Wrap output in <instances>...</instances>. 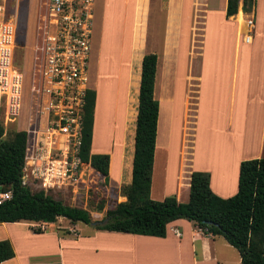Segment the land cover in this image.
<instances>
[{"label":"crops","instance_id":"obj_1","mask_svg":"<svg viewBox=\"0 0 264 264\" xmlns=\"http://www.w3.org/2000/svg\"><path fill=\"white\" fill-rule=\"evenodd\" d=\"M226 6L227 0H179L178 3L175 0H164L162 3L165 13L164 41L162 48L155 50L153 46L148 45L146 36L149 0L145 20L141 14L139 15L140 11L134 2L131 43L127 52L123 49L125 55L123 58V54L120 57L117 71L116 85L118 89L122 86L124 93L122 91L117 93L118 99L114 103L117 107L112 119L115 117V121L121 122L125 118L123 128L127 117L132 119L135 113L132 106L139 94L142 59L146 54L155 53L157 64L154 98L159 103V110L152 182L153 177L155 181L159 176L161 189L164 191L161 192L160 200L171 194H174L179 202L186 201L182 199H189L190 176L194 171L209 173L210 188L221 198H229L238 190L240 162L248 157L239 153L227 168L228 158L225 150L221 149L223 142H216L211 147L208 158L221 170L218 171L202 158L198 159L199 107L203 92L205 94L206 87L213 86L214 82H221L220 84L228 88L230 113L228 124L233 123V109L237 97L242 113L249 114V110L257 111L258 144H254L264 147V0H254L253 8L248 13L243 12V0H239L236 15L229 18L225 16ZM249 19H252L254 24L250 40L245 41L244 36L248 30L246 22ZM221 40L226 41L228 48L225 50L224 67L221 68L223 78L218 80L214 77L212 65L215 66L220 61L218 55L213 54L215 50L213 45ZM175 45L178 47L174 51ZM148 47L150 50H147ZM254 53H259L257 59ZM102 60L103 55L96 58V67L100 68ZM134 77L137 81L136 94L132 90ZM128 102L132 103V113L129 112ZM97 104L96 92L94 120ZM94 120L90 152L110 156L111 178L113 146L102 150L93 148ZM243 131L246 134L247 149L249 129L246 123L241 133ZM131 133L133 139L130 141L121 138L119 154L120 159L128 160L126 165L129 179L135 130ZM127 152L129 157L126 159ZM259 156L258 154L249 158L264 157ZM121 175L122 171L116 169L115 180L121 181ZM152 182L151 191L154 190ZM179 194L184 198L180 199ZM24 223V221L0 223V230H9L5 234H0V240L9 239L14 249V257L0 264H208L206 262L208 259L220 264L221 260L217 257L209 258L204 255L208 253L210 242L236 250L223 237L206 235L184 219L170 222L164 238L98 230L94 226L81 234L82 232L77 229L78 225H73L75 229H72L71 226L60 228L56 222L53 224L29 222L28 227ZM184 226H191L197 237L192 236L188 239L182 230ZM32 228H41L43 231L35 233ZM189 243L190 253L186 250ZM235 254L236 264H240L239 253Z\"/></svg>","mask_w":264,"mask_h":264},{"label":"rangeland","instance_id":"obj_2","mask_svg":"<svg viewBox=\"0 0 264 264\" xmlns=\"http://www.w3.org/2000/svg\"><path fill=\"white\" fill-rule=\"evenodd\" d=\"M163 1L149 0L146 36L148 45L153 46L155 50L162 48L164 41L165 13L162 8ZM134 2L140 11L139 15L141 14L145 20L148 0H94L88 86L89 89L93 88L97 92V107H99L96 110L95 118L100 113L101 120L97 126V118L94 120L93 148L102 150L108 146H113V170L107 184L104 183L103 177L94 171L88 163L77 162L73 154L72 143H66L64 133L59 130L53 131L51 128V124L47 119L46 96L33 90V88L37 89L39 86V60L37 58L39 53L36 49L41 44L42 32L45 28L46 0H5L1 2L7 20L16 27L18 44L14 52V64L23 74V85L19 115L15 120L9 121L1 104L0 123L7 134L18 130H24L28 134L23 181L33 192L43 190L46 194L62 201L65 205L89 211L92 220L91 225L81 222L71 223L64 218H59L56 222L60 228L78 225L77 229L82 232L81 234H84V230L89 229V227H93L95 222L101 221L107 210L114 208L117 203L125 200L122 196V189L130 183L126 165L128 160L120 159L119 154L121 138L124 137L127 141L133 139L131 132L135 130L138 96L133 106L132 103L128 102L130 104L129 112L132 113V106L135 113L132 119L127 117L124 128L123 121L125 118L118 122V120H114L115 117L112 119V114L115 113L117 107L114 105L118 99L117 93L121 91L124 93V88L121 86L118 89L116 85L117 71L123 49L127 52L126 50L131 43ZM175 2L178 3L179 0H175ZM176 47L178 46H174V51ZM226 47V41L223 40L213 45L215 49L213 54L218 55L217 58L220 61L215 66L212 65L214 77L218 80L223 78L221 68L224 67ZM147 50H150V48L148 47ZM100 55H103V60L99 68L96 67L95 61ZM258 56L259 53H254L255 59ZM216 67L217 70H215ZM220 83L218 81L214 82L213 86L206 87L205 94L204 92L202 94L197 117L199 120L197 153L199 160L202 158L204 162L215 167L217 165L214 166L209 161V151L216 142H223L221 149L223 148L227 155L229 164L227 163L226 167L228 168V165L233 163L239 153L248 157V159H255L249 157L258 154L264 156V147H261V145L255 146L254 144H258L256 130L259 119L257 111L249 110V114L247 112L242 113L238 106V97L234 103L233 123L228 124V115H230L228 88ZM136 84L137 81L134 77L132 90L135 91V94ZM104 95L109 96L108 101L107 99L101 100ZM238 114L241 117L240 121ZM237 122L239 126H237ZM245 123L247 129H249L247 139L249 148L247 149H245V131L241 133ZM128 157L129 153L127 152L126 159ZM65 168H68L69 171L64 172ZM118 168L122 171L121 181L115 180V172ZM215 168L218 171L221 170ZM159 169L158 166V171ZM161 188L159 176L155 178V181L153 177L152 199H161V192H164ZM171 196L175 197L174 194H171ZM178 196L180 199L184 198L181 194ZM182 200L186 201L181 202L188 201V199ZM24 222L27 227L30 225L29 222ZM23 228L19 227V229ZM182 230L188 239H191L192 236L197 237L196 231L191 226H184ZM8 231L0 230V234H5ZM194 245H198V243H194ZM186 250L188 253L191 252V243L188 244ZM207 251L208 253L206 252L204 255L209 258L217 257L221 260L220 264H236L235 253H237V250H231V248H225L219 243L210 242ZM208 260L206 261L208 264H215L214 261Z\"/></svg>","mask_w":264,"mask_h":264},{"label":"trees","instance_id":"obj_3","mask_svg":"<svg viewBox=\"0 0 264 264\" xmlns=\"http://www.w3.org/2000/svg\"><path fill=\"white\" fill-rule=\"evenodd\" d=\"M239 0H227L226 18L236 15ZM254 0H243L242 10H252ZM18 44L16 38V45ZM157 55H144L138 94L130 183L123 187L124 201L95 222L98 230L164 238L167 225L184 219L206 235L221 236L240 256V264H264V158L240 162L238 190L229 198L217 196L210 188V175L194 171L190 176L189 199L174 196L151 198L156 128L159 103L154 98ZM96 91L88 89L82 113L78 157L109 181L110 156L91 154ZM27 132H5L0 123V193L10 198L0 204V223L34 222L53 224L59 218L71 223L92 224L88 210L65 205L43 190L33 192L24 183ZM35 233L43 229L32 228ZM14 257L9 239L0 240V263Z\"/></svg>","mask_w":264,"mask_h":264},{"label":"built area","instance_id":"obj_4","mask_svg":"<svg viewBox=\"0 0 264 264\" xmlns=\"http://www.w3.org/2000/svg\"><path fill=\"white\" fill-rule=\"evenodd\" d=\"M0 0V105L13 121L20 113L23 74L14 64L16 27L7 20ZM45 28L37 47L39 60L36 90L46 96L47 119L53 131L64 133L66 143L73 145L77 162L82 113L88 86L94 0H46ZM253 20L246 22L249 41ZM71 170V169H70ZM69 169L65 168L64 172ZM0 193V204L10 198Z\"/></svg>","mask_w":264,"mask_h":264},{"label":"bare ground","instance_id":"obj_5","mask_svg":"<svg viewBox=\"0 0 264 264\" xmlns=\"http://www.w3.org/2000/svg\"><path fill=\"white\" fill-rule=\"evenodd\" d=\"M239 16H240V15H239ZM239 20H241V18H240ZM106 94H108V92H106ZM108 95H109V94H108ZM108 95H104V97H102L101 100L103 101L104 99H107V101H108V99H109V96H108ZM102 101H101V102H102ZM101 102H100V105H101ZM98 107H99V106H98ZM98 107H97V108H98ZM96 115H97V114H96ZM96 118H97V120H96V126H97L98 122L101 121V120H100V113H98V115H97ZM96 118H95V119H96ZM110 164H111V163H110ZM54 169H55V168H54ZM49 177H50V176H49ZM52 177H54V176H52ZM50 178H51V177H50Z\"/></svg>","mask_w":264,"mask_h":264}]
</instances>
